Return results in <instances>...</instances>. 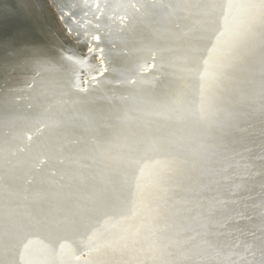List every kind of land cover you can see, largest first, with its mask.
I'll use <instances>...</instances> for the list:
<instances>
[{
  "label": "bare ground",
  "instance_id": "obj_1",
  "mask_svg": "<svg viewBox=\"0 0 264 264\" xmlns=\"http://www.w3.org/2000/svg\"><path fill=\"white\" fill-rule=\"evenodd\" d=\"M15 1L0 264H264V0Z\"/></svg>",
  "mask_w": 264,
  "mask_h": 264
},
{
  "label": "water",
  "instance_id": "obj_2",
  "mask_svg": "<svg viewBox=\"0 0 264 264\" xmlns=\"http://www.w3.org/2000/svg\"><path fill=\"white\" fill-rule=\"evenodd\" d=\"M34 1H35V6L38 9V12L40 13L41 17L44 19L46 24H49L50 28H53V29L55 28L53 23H57L58 22V23H60V25L62 23L63 24V28L62 29H65L67 31V34L70 35L69 39H72V40L73 39L74 40H82V39H84V38H82L83 35H81L80 33L76 34L75 32L73 33L70 30H68L69 28L63 23V21L61 19V15H59L60 12H59V10L57 8L56 0H46V1H48L51 5L53 4V7L55 9L54 11L57 12V16H56L57 19H55L57 22L52 19L53 17L51 18L50 15H52V14L50 12V9L48 7V3L47 2H44L43 0H34ZM1 2H2V0H0V4H1ZM4 2H7V6L9 8V10H11V12H12L11 16H16V14H17L16 12H18V10H19V12L21 11L19 8L16 10V8H17L16 5L18 7L20 6V4H16V1L14 2V0H4ZM3 13H6V10H4ZM0 17H2V13L1 12H0ZM10 18L13 19L12 17H10ZM17 20L18 21L16 23H18L19 25L21 23V24H23L24 27L26 26V23H28V21L25 22V20L19 21L20 20L19 17H18ZM8 23H10V22H8ZM19 25H15L13 27L6 26V28L8 29L6 31L10 32L11 30H14L15 27H20ZM85 38H86V40L84 39V41L82 40L83 42H79V43H81V45H83L85 43V45H87L90 48V50H93L95 48H96V50H99V48L97 46V43L94 42L92 40V38H88V37H85ZM94 55L96 56V59H98V61H100L103 58L102 55H101V52H98V51L95 52L94 51ZM102 61H103V59H102ZM101 63L102 62L100 61L99 64H98V65H100V67H101ZM99 69L100 68L97 67V70H99ZM2 84H4V82H2L1 85Z\"/></svg>",
  "mask_w": 264,
  "mask_h": 264
},
{
  "label": "rangeland",
  "instance_id": "obj_3",
  "mask_svg": "<svg viewBox=\"0 0 264 264\" xmlns=\"http://www.w3.org/2000/svg\"><path fill=\"white\" fill-rule=\"evenodd\" d=\"M44 2H45V0H43ZM48 3V2H47ZM50 9V8H49ZM51 12V11H50ZM51 14L52 15H50L51 16V18L53 19V20H55L56 19V15H54L52 12H51ZM56 21V20H55ZM54 21V22H55ZM57 22V21H56ZM54 24V31L56 32V34L58 35V37L59 38H61V39H65V38H67V34H66V32H65V30L64 29H62L63 27L60 25V23H53ZM69 37V36H68ZM70 38V37H69ZM62 44L63 45H65L66 47H64L67 51H71V52H73L75 55H77L79 58H80V60H81V62H82V64L83 65H81L80 66V70H81V77L82 78H84V79H86L85 78V76H86V73H85V71L87 70V68L86 67H88V65H87V63H90L91 65H93V72H96V71H99V70H97V67H99V65H98V62H97V59H96V57L95 56H93L92 54H89L88 52H86V49L81 45V44H78V42H77V44L79 45V46H76V45H72V44H68V43H66V42H62ZM3 68V67H2ZM8 71H9V67L6 69V68H4V69H1L0 68V73L2 74V75H4V74H7L8 73ZM110 186H108L107 188H109Z\"/></svg>",
  "mask_w": 264,
  "mask_h": 264
}]
</instances>
